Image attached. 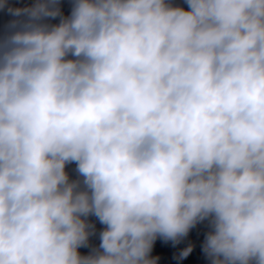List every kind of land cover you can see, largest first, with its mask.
<instances>
[{
    "label": "clouds",
    "instance_id": "9594fccd",
    "mask_svg": "<svg viewBox=\"0 0 264 264\" xmlns=\"http://www.w3.org/2000/svg\"><path fill=\"white\" fill-rule=\"evenodd\" d=\"M184 4L0 0V264H264V0Z\"/></svg>",
    "mask_w": 264,
    "mask_h": 264
}]
</instances>
